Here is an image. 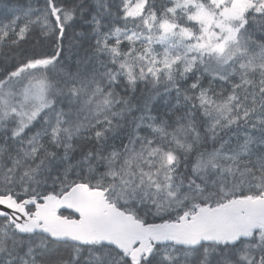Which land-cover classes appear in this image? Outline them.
<instances>
[{"label":"snow or ice","instance_id":"obj_1","mask_svg":"<svg viewBox=\"0 0 264 264\" xmlns=\"http://www.w3.org/2000/svg\"><path fill=\"white\" fill-rule=\"evenodd\" d=\"M7 7L0 264H264V0Z\"/></svg>","mask_w":264,"mask_h":264},{"label":"trees","instance_id":"obj_2","mask_svg":"<svg viewBox=\"0 0 264 264\" xmlns=\"http://www.w3.org/2000/svg\"><path fill=\"white\" fill-rule=\"evenodd\" d=\"M13 0H0V16L8 12L10 9H8V5L12 3Z\"/></svg>","mask_w":264,"mask_h":264}]
</instances>
